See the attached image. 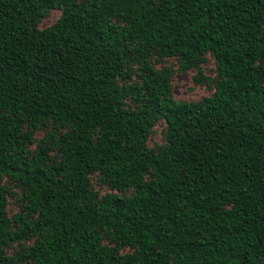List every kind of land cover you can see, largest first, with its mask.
<instances>
[{"label":"trees","instance_id":"trees-1","mask_svg":"<svg viewBox=\"0 0 264 264\" xmlns=\"http://www.w3.org/2000/svg\"><path fill=\"white\" fill-rule=\"evenodd\" d=\"M0 264H264V0H0Z\"/></svg>","mask_w":264,"mask_h":264},{"label":"rangeland","instance_id":"rangeland-1","mask_svg":"<svg viewBox=\"0 0 264 264\" xmlns=\"http://www.w3.org/2000/svg\"><path fill=\"white\" fill-rule=\"evenodd\" d=\"M57 13H52L47 19H45L40 27H45L49 24H51L56 18ZM205 69L204 72L206 75L212 76L213 75V65L211 61L206 62L204 65ZM193 74L192 71H189L187 73L178 72L176 71L171 79L172 84V95L173 98L178 100H190L195 101L201 99L203 96L207 95V91L203 86L197 85L194 86L191 81V75ZM163 138V124L159 123L155 126L154 132L149 138L148 144L150 146H153L154 144H159L162 142ZM9 188L11 189V192L13 195L18 194V190L14 188V186L11 183H8ZM8 214L11 215L17 210V205L15 202V199L12 196H8ZM17 250V249H15ZM7 255H10L12 253V250H6Z\"/></svg>","mask_w":264,"mask_h":264}]
</instances>
